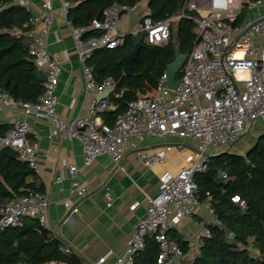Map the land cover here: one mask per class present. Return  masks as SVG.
Returning a JSON list of instances; mask_svg holds the SVG:
<instances>
[{
	"label": "built area",
	"instance_id": "obj_1",
	"mask_svg": "<svg viewBox=\"0 0 264 264\" xmlns=\"http://www.w3.org/2000/svg\"><path fill=\"white\" fill-rule=\"evenodd\" d=\"M15 1L25 6L30 2ZM141 3L108 7L103 20L94 19L88 26L89 29L104 31L99 37L85 40L82 36L85 28H74L69 23L83 64L87 112L66 120L56 110L61 65L48 51L43 38L52 9L51 2L45 1V13L41 18L45 26L40 32L34 28L26 33L32 41L30 53L34 63L46 75L43 82L45 92L37 102L16 100L11 94L0 92V111L11 107L23 110L11 128L0 135V151L11 148L17 151L19 159L37 169L38 143L29 139L33 132L30 116L46 118L51 125V136L65 135L79 140L85 164L103 154L119 164L126 152L133 150L146 166H151L162 161L164 153H150L141 148L145 139L171 135L195 140L196 161L175 174L164 173L160 177V190L148 197L145 215L138 219L124 252L114 261V264H132L150 236L159 245L158 264H179L186 255L177 243L169 240L168 232L184 220L195 223L199 235L188 239L194 250L202 237L210 233L209 221H196V208L204 206L214 217V222L220 223L211 206L198 200L194 175L206 169L210 150L228 149L247 130L264 121V0H185L179 14L158 22L151 19L150 10L145 6L138 28L131 32L133 35L144 33L147 43L163 45L170 36V23L193 10L199 14L195 18L197 41L181 68L176 88L166 85L167 74L164 71L151 94H140L130 101L126 110L109 125L101 114L116 108L104 96L110 92L113 79L106 77L98 81L86 59L95 49L112 48L122 42L126 33H115L114 30L122 17L139 9ZM68 7L69 2L64 0L62 11L65 19ZM241 15V21L235 24ZM32 20L35 23L38 18L35 16ZM77 169L76 164L69 167L71 189L83 196L86 189L76 178ZM57 179L60 180L61 176ZM233 200L245 204L239 196ZM48 206L49 198L45 191L5 201L0 206V229L21 226L25 216H34L40 225L47 227ZM65 207L69 213L78 211V206L72 203H65ZM61 250L64 254L73 252L69 244H64ZM103 262L104 258H101L95 264ZM47 264L70 263L63 260Z\"/></svg>",
	"mask_w": 264,
	"mask_h": 264
},
{
	"label": "trees",
	"instance_id": "obj_2",
	"mask_svg": "<svg viewBox=\"0 0 264 264\" xmlns=\"http://www.w3.org/2000/svg\"><path fill=\"white\" fill-rule=\"evenodd\" d=\"M69 2L66 19L74 28H85L83 39L101 36L104 31L89 29L94 19L103 20L105 10L112 5L133 6L142 0H66ZM185 0H147L150 17L158 22L179 14ZM197 11L170 23V36L163 45L149 44L145 34L127 33L115 47L95 49L86 59L98 81L113 79L114 90L107 95L114 110L101 116L112 125L116 116L126 110L130 101L157 86L177 50L189 54L197 41L195 18ZM35 15L15 0H0V92L16 100L37 102L45 92L43 81L35 74L38 69L30 53ZM243 15L235 22L241 21ZM88 28V29H87ZM143 45L126 75L120 59L132 50L136 38ZM181 70L177 78L181 76ZM11 126L0 124V135ZM206 169L194 175L199 201L207 202L219 224H207L209 235L203 236L196 249L189 246L181 232L170 230L168 238L177 243L186 257L179 264H264V133L259 135L245 154L222 150L209 156ZM44 192V184L27 161L17 151H0V206L5 201ZM239 196L244 205L233 200ZM59 236L40 225L34 216H25L21 226L0 229V264H47L66 260L80 264L81 258L64 254ZM193 251L191 254L190 252ZM159 245L153 237L135 255L132 264H158Z\"/></svg>",
	"mask_w": 264,
	"mask_h": 264
},
{
	"label": "crops",
	"instance_id": "obj_3",
	"mask_svg": "<svg viewBox=\"0 0 264 264\" xmlns=\"http://www.w3.org/2000/svg\"><path fill=\"white\" fill-rule=\"evenodd\" d=\"M45 1L30 0L26 5L38 18L34 27L37 32L45 26L41 19L45 13ZM49 1L52 5L49 11L50 23L43 38L48 51L61 65L56 89V110L61 117L70 120L87 112L83 64L75 47L70 24L62 11L64 0ZM143 8L135 11L138 23ZM128 16L122 17L115 33L127 34L138 28L136 21L133 24ZM151 92L147 90L145 94ZM109 93L104 96L107 97ZM22 111L20 107L0 111V124L12 126ZM29 122L33 129L29 139L38 143L35 171L49 198L47 227L64 244L71 245L72 253L80 257L83 264H95L101 258H104V264H114L116 258L124 252L138 219L145 215L148 197L160 190V177L164 173L175 174L197 159L195 140L168 135L150 137L143 141L141 148L150 153H164L162 161L151 166H146L133 150L127 151L119 164L106 154L85 164L79 140L65 135L51 136V125L46 118L30 116ZM246 133L249 137L247 142H241L242 137H239L228 149H212L215 152L210 155L222 150L245 154L257 137L264 133V121H259ZM186 144H192L194 149H189ZM71 164L78 167L76 178L86 189L83 196L72 192L69 173ZM58 176H61L60 180ZM67 202L77 205L78 211L69 213L65 207ZM195 219L214 222V217L204 206L196 208ZM172 230L181 232L185 240L199 235L196 224L188 220Z\"/></svg>",
	"mask_w": 264,
	"mask_h": 264
},
{
	"label": "water",
	"instance_id": "obj_4",
	"mask_svg": "<svg viewBox=\"0 0 264 264\" xmlns=\"http://www.w3.org/2000/svg\"><path fill=\"white\" fill-rule=\"evenodd\" d=\"M142 45H143L142 36H138L136 38V43L134 47L132 48V50L122 55L120 59V63L122 64L123 72L126 75L131 74L133 60L136 58V55L139 49L142 47ZM186 58H187V54H183L179 50H177L175 59L171 63L168 64L165 71L167 74L166 85L169 88H176L178 86L179 81L176 76H177V73L181 70ZM35 74L41 81L44 82L46 80V75L42 69L38 68ZM113 90H114V85L112 86L110 92Z\"/></svg>",
	"mask_w": 264,
	"mask_h": 264
},
{
	"label": "rangeland",
	"instance_id": "obj_5",
	"mask_svg": "<svg viewBox=\"0 0 264 264\" xmlns=\"http://www.w3.org/2000/svg\"><path fill=\"white\" fill-rule=\"evenodd\" d=\"M146 4H147V0H142V3H141V6H140V9H142L143 8V6H146ZM137 11V10H136ZM128 17H129V21H131L133 24H134V22L136 21V16H135V11H132V12H129L128 13ZM137 26H138V21H136V23H135ZM246 133V132H245ZM244 133V134H245ZM242 135L241 137V142H247L248 140H249V137L247 136V133L245 134V135ZM186 146L189 148V149H194V147H193V145L192 144H186ZM220 150V149H219ZM211 151V153H213V152H215V151H213V150H210ZM218 151V150H217Z\"/></svg>",
	"mask_w": 264,
	"mask_h": 264
}]
</instances>
